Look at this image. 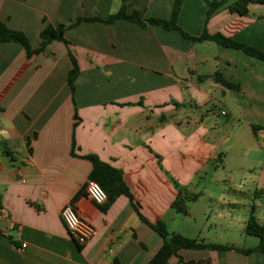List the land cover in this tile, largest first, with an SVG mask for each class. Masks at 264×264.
Instances as JSON below:
<instances>
[{
	"label": "crops",
	"instance_id": "obj_1",
	"mask_svg": "<svg viewBox=\"0 0 264 264\" xmlns=\"http://www.w3.org/2000/svg\"><path fill=\"white\" fill-rule=\"evenodd\" d=\"M172 6L173 0H0V22L36 50L45 25L105 20L121 7L141 21L168 20ZM206 11L207 0H183L178 27L264 52V5L249 4L244 15L225 6L208 20ZM64 39L30 57L17 43H0V264H179L178 257L264 264L260 252L235 250L259 244L245 233L251 214L264 227V62L124 19L82 20L67 27ZM71 59L78 71L73 95ZM87 155L121 173L131 200L106 199L103 209L87 200ZM70 202L97 231L83 246L59 217ZM158 222L168 234L232 249H182L175 256L149 226Z\"/></svg>",
	"mask_w": 264,
	"mask_h": 264
},
{
	"label": "trees",
	"instance_id": "obj_2",
	"mask_svg": "<svg viewBox=\"0 0 264 264\" xmlns=\"http://www.w3.org/2000/svg\"><path fill=\"white\" fill-rule=\"evenodd\" d=\"M228 2L229 0H207L206 20H208L209 17H211L219 9L225 6L232 13L244 15L246 8L248 7L249 4L264 5V0H236L231 3ZM182 3L183 0H173V6L168 20L148 19L145 21H141V19L139 18L136 12L127 15L124 12V8L121 7V9L116 14L109 16L105 20H99L98 18L77 19L73 24L68 26L58 25L56 27H53L51 25H45L39 34L40 47L36 50H31L29 41L22 32L9 29L4 23L0 22V43H6V42L17 43L22 46L26 56L30 57L32 55L43 52L45 46L52 41H60L67 44L66 40L64 39L65 30L67 29V27L75 25L81 22L82 20L99 21L105 24H110L117 19H124L136 23L140 26H145L147 24H154V25H159L166 30H178L184 38L189 39L193 42L212 41L223 48L240 51L241 53H243L248 57L264 62L263 51H260L252 46L235 42L231 39L223 37L220 34L208 35L205 31H203V33L199 37H192L186 34L185 32H183L177 25V19L179 16ZM71 61H72V68L68 73L67 82L71 91V95H73L74 82L77 77L78 71L74 60L71 59ZM218 82L225 88L232 87V84H230L229 82L225 81L222 78H219ZM83 158L88 160L92 166L91 172L88 176V180H93L98 183L100 188L106 194L107 204L111 203L119 195H125L131 200L129 191L122 182L121 173L118 170L110 167L107 164L102 163L95 156L87 155L84 156ZM173 206H175L176 210L179 213L186 214V210L183 204L180 203L178 204V201H175ZM99 208L103 209V207H99ZM149 226L163 239L165 244H167V246L169 247L171 253L175 256H177L178 251L182 249H189V250L208 249V250H216V251H225L232 249L231 247H224L215 244H205L200 241L186 239L177 234H168L162 222H158L155 225H149ZM245 233L257 237L259 239L258 246H256L255 248L235 249V250L243 255H249L253 252H260L264 254V227L258 226L256 224L252 214L248 219ZM178 260H179V264H204V263L192 262V261L184 262L180 257H178Z\"/></svg>",
	"mask_w": 264,
	"mask_h": 264
},
{
	"label": "built area",
	"instance_id": "obj_3",
	"mask_svg": "<svg viewBox=\"0 0 264 264\" xmlns=\"http://www.w3.org/2000/svg\"><path fill=\"white\" fill-rule=\"evenodd\" d=\"M84 194L87 200L98 208L103 205L107 199L105 192L100 188L98 183L93 180H87L85 183ZM59 217L69 236L80 246L87 244L97 234L93 223L80 215L75 202L67 203L60 210ZM24 248L25 245L21 244L20 249Z\"/></svg>",
	"mask_w": 264,
	"mask_h": 264
},
{
	"label": "water",
	"instance_id": "obj_4",
	"mask_svg": "<svg viewBox=\"0 0 264 264\" xmlns=\"http://www.w3.org/2000/svg\"><path fill=\"white\" fill-rule=\"evenodd\" d=\"M2 216H3V214H2V212H1V210H0V225H2L3 224V222H2ZM2 227L0 226V229H1Z\"/></svg>",
	"mask_w": 264,
	"mask_h": 264
},
{
	"label": "rangeland",
	"instance_id": "obj_5",
	"mask_svg": "<svg viewBox=\"0 0 264 264\" xmlns=\"http://www.w3.org/2000/svg\"><path fill=\"white\" fill-rule=\"evenodd\" d=\"M234 1H236V0H229L228 3H231V2H234ZM240 54H241V53H240ZM238 61L240 62V59H239ZM253 62H255V61L253 60Z\"/></svg>",
	"mask_w": 264,
	"mask_h": 264
}]
</instances>
